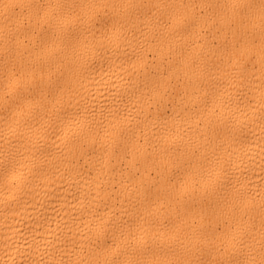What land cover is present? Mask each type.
I'll list each match as a JSON object with an SVG mask.
<instances>
[{
	"label": "bare ground",
	"instance_id": "bare-ground-1",
	"mask_svg": "<svg viewBox=\"0 0 264 264\" xmlns=\"http://www.w3.org/2000/svg\"><path fill=\"white\" fill-rule=\"evenodd\" d=\"M264 0H0V264H261Z\"/></svg>",
	"mask_w": 264,
	"mask_h": 264
},
{
	"label": "snow or ice",
	"instance_id": "snow-or-ice-1",
	"mask_svg": "<svg viewBox=\"0 0 264 264\" xmlns=\"http://www.w3.org/2000/svg\"><path fill=\"white\" fill-rule=\"evenodd\" d=\"M261 264H264V261H262Z\"/></svg>",
	"mask_w": 264,
	"mask_h": 264
}]
</instances>
